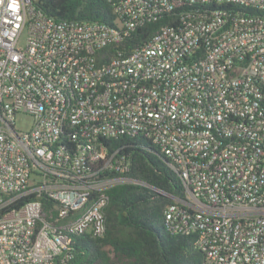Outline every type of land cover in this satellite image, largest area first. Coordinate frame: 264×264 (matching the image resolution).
<instances>
[{
    "label": "built area",
    "instance_id": "2783aa9c",
    "mask_svg": "<svg viewBox=\"0 0 264 264\" xmlns=\"http://www.w3.org/2000/svg\"><path fill=\"white\" fill-rule=\"evenodd\" d=\"M104 1L107 23L0 0V264H64L75 236L102 237L128 143L178 175L163 227L200 264H264V0Z\"/></svg>",
    "mask_w": 264,
    "mask_h": 264
},
{
    "label": "trees",
    "instance_id": "16d2710c",
    "mask_svg": "<svg viewBox=\"0 0 264 264\" xmlns=\"http://www.w3.org/2000/svg\"><path fill=\"white\" fill-rule=\"evenodd\" d=\"M44 15L55 20L109 22L112 12L104 0H31ZM166 18L145 24L124 44L138 46L154 36ZM130 163L126 174L133 182L108 191L104 209L105 232L100 238L75 236L71 259L64 264H196L201 252L191 237L170 236L163 227V213L174 198L183 195L180 179L167 160L148 143H128L123 150Z\"/></svg>",
    "mask_w": 264,
    "mask_h": 264
},
{
    "label": "rangeland",
    "instance_id": "374dc122",
    "mask_svg": "<svg viewBox=\"0 0 264 264\" xmlns=\"http://www.w3.org/2000/svg\"><path fill=\"white\" fill-rule=\"evenodd\" d=\"M194 262H195L196 264H200L201 260H200L199 257L195 256V257H194Z\"/></svg>",
    "mask_w": 264,
    "mask_h": 264
}]
</instances>
